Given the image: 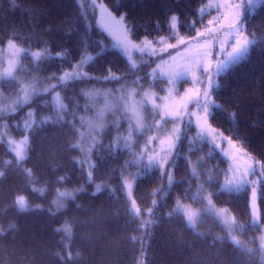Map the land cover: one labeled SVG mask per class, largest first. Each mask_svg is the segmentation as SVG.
<instances>
[{"label": "trees", "instance_id": "obj_1", "mask_svg": "<svg viewBox=\"0 0 264 264\" xmlns=\"http://www.w3.org/2000/svg\"><path fill=\"white\" fill-rule=\"evenodd\" d=\"M228 1L243 6V35L254 37L255 43L238 62L214 78L219 87L214 86L211 99L223 107L213 109L214 115L206 124L231 137L238 154L235 161L226 159L191 123L171 153L176 160L171 172L179 183L169 190L160 170L145 169L147 157L143 155L145 140L155 135L159 140H153L149 150L168 158L169 133L157 134V129L140 133L125 115L111 120L101 133L92 152L93 179L87 183L84 166L78 161L80 150L71 147L77 144L79 129L93 109L85 90L118 89L130 84L139 90L152 88L156 98H164L156 99L161 112L175 111L185 102L189 89H203L193 77L200 76L197 63L209 59L204 55L208 46L204 41H212L213 63L226 59L231 51L234 34L225 55L216 52L229 32L231 10L227 5L217 0H98L101 16L106 22L113 21L111 26L117 28L115 18L124 17L121 23L130 30H126L128 44L150 51L144 62L131 59L127 51L115 45L107 34H111L110 26L106 33L90 24L91 15L84 13L78 0H0V47L14 39L27 50L47 48L50 55L36 64L29 57L23 60L24 66L42 78L61 77L81 61V69L87 74L36 97L27 108L0 115V124L17 122L20 126L18 131L11 126L17 138L26 135L21 128L25 112L32 110L35 119L27 132L28 159L23 164V168L31 169V178L6 163L15 155L6 142H0V172L4 173L0 178V264H66L62 257L69 252L72 260L67 264H264L258 240L264 232V176L247 173L251 166L259 168L264 161V0H254L252 5L248 0ZM216 5H220L219 11ZM201 8L202 13L198 11ZM171 15L178 17L174 29L170 27ZM211 19L217 21L209 26L217 30L214 36L201 37L200 45L190 42L179 55L168 47L176 43L173 33L194 36V29L203 31ZM145 37L151 43H146ZM133 66L138 70L129 71ZM109 68L116 76L127 73V79H104ZM182 68L188 72L175 77L173 74ZM57 113L62 116L58 122ZM200 115L203 119L202 111ZM160 140L165 143L161 145ZM142 172L147 175H138ZM126 173L134 179V205L126 196L125 185L121 187ZM208 176L215 180L210 188L217 193L213 202L233 215L236 233L246 248L233 243L213 218L198 230L189 228L184 216L168 215L177 199L202 208L201 184ZM242 176L253 182L258 192L259 218L255 224L251 189L222 191L227 181L235 184ZM98 184L102 191L94 196ZM77 188L82 191L69 198L64 207H55L53 200L59 190ZM14 193L25 196L26 209L13 203ZM65 225L70 235L55 231Z\"/></svg>", "mask_w": 264, "mask_h": 264}, {"label": "rangeland", "instance_id": "obj_2", "mask_svg": "<svg viewBox=\"0 0 264 264\" xmlns=\"http://www.w3.org/2000/svg\"><path fill=\"white\" fill-rule=\"evenodd\" d=\"M221 2L224 5H227L228 9L231 10V21L234 19L235 15L237 13H240L242 15V7L236 8L235 5H241L240 3L231 4L228 0H217ZM79 5L83 9L84 13L91 15L89 18L90 24H92L95 28H99L100 30L107 33L108 27L111 34L107 33L108 36L113 40L115 45L119 46L121 49H124L127 51L128 55L131 59H137L139 61L140 59L144 62H147L148 56L151 54L149 50L142 48L140 46H134L131 44H128L125 48L120 41L125 39L127 36L126 28L122 25L120 18L116 17V25L114 24L111 26L113 22L110 19L107 20V22L102 18L101 16V6L98 2V0H78ZM110 20V21H109ZM96 24H95V23ZM109 23V24H108ZM113 29V30H111ZM232 35L227 33L225 38L219 42V46L222 42H228L230 43ZM128 39V36H127ZM226 46L225 51L228 49ZM40 52L41 56L38 59L32 53ZM49 51L45 50H27L24 48L19 47L15 43V48H9L6 44L3 47H0V110H3L0 115H6V114H14L18 110H22L23 108H27V106L38 96L45 95L47 93L52 92L54 89H56L58 86L64 84L65 82H69L72 79H68L65 82H61L59 80V77H48V78H42L34 71L30 70L26 66L23 65V60L25 57H29L31 61L36 64L41 59H43L46 56H49ZM225 55V53L223 54ZM80 65L79 68H77V65ZM81 62L75 64L74 68L69 71V74H72L74 72L84 73L81 69L82 67ZM11 69V75H7V71ZM191 69V67H190ZM192 71V70H191ZM84 77H81L82 79ZM78 80V79H77ZM53 85L55 87H53ZM35 86L38 89V94H30L28 96L27 101H24L25 92L22 89L27 88L29 92H31V87ZM44 88H48V91H44ZM203 90V89H202ZM139 93L138 95H133V93ZM86 96H89V99L91 100L93 109L89 117L87 118L84 126L79 129V138L77 144L80 145L78 148L80 150V158L79 163L84 166L86 177H87V183H91L93 179V159H92V152L94 150V147L96 146L97 142L99 141V137L101 133L106 129V127L109 125L111 120H119L123 115L127 116L129 120L132 121L133 126H135L140 133L145 132V128L152 125L154 123V120L151 116H149L147 113H145V119L143 121V128H140L136 125L135 117L133 116L131 104L133 102H137L138 106L140 103H143L144 95L147 94L148 96V104L151 106L152 102L154 101L156 103V95L157 92L153 90L152 88H145L143 90H139L133 85H122L118 89H95V88H89L85 90ZM60 93L55 95L56 99H60ZM122 97H128V99H122ZM170 111H174V108ZM191 112H194L195 115L192 117V124L196 128L197 132L202 135V137L206 138L207 141L213 145L215 148H217L222 155L230 160L235 161V158L237 157V150L236 146L233 144H229L227 142V137H225L220 131L214 132V128L209 127L205 121L201 118L200 110L192 108L190 110ZM31 113V115H29ZM197 116L200 117V124L204 125V129H202L199 125L196 124V118ZM185 120H188L187 117H185ZM23 123L21 125V128L25 131L26 135L15 137L14 132L11 130V126L13 125L16 127V131H18L20 128L19 125H17V122H14L12 124L9 123H2L0 124V142H6L9 145V148L15 155V152L13 151V145L10 143V141H15L16 145L22 149L25 154H27V148H28V142H29V136L28 131L30 128H32L35 125V119H34V113L32 110H28L25 112ZM91 125H95V127H90ZM102 125V126H101ZM206 129V130H205ZM216 130V129H215ZM152 131H155L153 129ZM152 131H147L148 133ZM146 132V133H147ZM147 133V134H148ZM157 134H163V133H169L168 138L171 139L176 134H179L176 132V130L173 128V124H166L162 128L157 129ZM222 134V135H220ZM215 136V142L213 143L212 137ZM27 138V143L21 144L20 142L25 140ZM225 153L227 155H225ZM88 172L92 173L91 180H89ZM123 180H126L128 184H131V189L129 190L127 188V185H125V193L127 198L131 201V203L134 205L133 201V189H134V179L128 175V173L125 174V177ZM240 180V178L236 179V181ZM99 185V184H98ZM97 186V185H96ZM96 186H95V192H96ZM41 193H44V188L39 189ZM82 191V188H77L74 190H59L53 200V203L55 207L62 208L65 206L67 200L71 197H74L77 193ZM201 191L204 193V205L202 208H194L188 203H185L183 201H180V204L183 206V210L186 212H191L195 215V218L197 220V224L195 225L194 229H200L201 226L208 220V219H215L218 221V223L225 229L228 238L233 242V238L239 242V246L247 247V245L244 244V242L239 238V236L236 233V226H235V219L233 215L226 209L220 208L215 205L213 202L212 197H208L207 193L210 191L209 185H206L204 183L201 184ZM255 196L252 194L250 195V209L252 214V220L258 221L259 218V208H258V192L256 189ZM61 193H71V195H64L61 196ZM176 207V204H175ZM185 219H187L186 216H184ZM261 253L264 257V232L261 233L258 237ZM234 243V242H233Z\"/></svg>", "mask_w": 264, "mask_h": 264}, {"label": "snow or ice", "instance_id": "obj_3", "mask_svg": "<svg viewBox=\"0 0 264 264\" xmlns=\"http://www.w3.org/2000/svg\"><path fill=\"white\" fill-rule=\"evenodd\" d=\"M254 3V0H248V5H252ZM207 7H212L211 5H207ZM220 5H216V10L219 11ZM234 7L236 8H241L243 7L242 5H235ZM199 12H203L204 9L201 8L198 10ZM101 15H103V10L101 11ZM124 17L121 16V20H123ZM226 19V17H225ZM170 27L175 28L176 27V22L178 21V17L176 15H171L170 18ZM217 21L215 19H211L208 21L207 25H204V30L201 31L200 29H194L195 35L194 36H189L188 38L182 37L175 35L173 33V38H175L176 43L175 44H169V48H173L176 50L177 55L181 53V51H186L189 47L190 42H193L197 45H200V38L201 37H210L214 36L216 31L215 29L210 28V25H213ZM246 22V17H243L240 13H237L234 17V19L228 23L227 28L229 29V34H234L235 40L234 43L231 44V51H228L226 53V59H216L215 62L213 63L211 57L213 54V48H212V41L205 40L204 43L207 46L205 49L204 55L207 56L209 59L206 62L203 63H197L196 68L200 72V76H194L193 77V82L198 85L203 86V90L199 89H189L187 93H185L184 96V103L175 111H167L165 110L164 112H161L160 110V105L156 104L154 101L152 102L151 106L148 104V96L147 94L144 95L143 98V103H140L139 106L137 102H133L131 104V109L133 116L135 117L136 125L139 126L140 128H143V121L146 118L145 113H147L149 116H151L154 120V123L147 128H145V132L147 131H152L153 129H159L162 128L164 125L167 123L171 122L173 124V128L176 130L177 133L170 139V144H169V149L168 151V158L164 156H159L158 153H156L155 149L149 150L148 146L151 144L153 140H159L158 136H152V137H147L145 140V151L143 153L144 156L147 157V163L145 164V169L151 170V169H157L160 170V175L161 179H164L165 177L167 178V185L169 190H171L172 186L174 183H179L178 181H175L174 175L171 172V168L175 166L176 160L175 157L171 155L172 150L176 148L177 143L181 140L182 135L186 134L187 127L191 125L192 123V117L195 115L194 112L189 111V107L197 109L202 111L203 113V119L205 123L208 122L209 119H211L214 115L213 109H220L223 106L217 103L216 101L211 99L212 92L215 87H219L218 84L215 83L214 78L218 77L222 72L226 71L229 67L230 64L236 63L239 61V59L246 54L249 51V48L251 45L255 43V38H249L247 36L243 35L244 31V24ZM196 22L193 21V24ZM222 24V21H221ZM126 30L130 32V30ZM145 42L146 43H151L150 41L147 40V37H145ZM120 43L126 48L129 41L127 39V36L125 39L121 40ZM7 45L9 48H15V42L14 39H8ZM227 46V42H222L219 46V48L216 50L217 55L219 56L220 54L225 53V48ZM45 51H47V48H45ZM103 51V48L101 49ZM35 57L38 59L41 56L40 52H35L32 53ZM89 59H92L89 57ZM81 63H84V61H81ZM80 65H77V68H79ZM138 68L136 66H133L129 71H137ZM109 75L106 76L104 79L106 80H122V79H127V73L122 74L121 76H116L111 72V69H108ZM155 72V69L153 70ZM188 72L187 68H182L178 69L173 75L177 78L183 77L186 73ZM7 75H11V69L7 71ZM151 75V74H147ZM81 77H87L86 73H79V72H74L72 74H69L65 72L61 77H59V80L61 82H65L68 79H80ZM91 78V77H88ZM133 83H136L134 81ZM169 83H175V81L170 80ZM53 87H55L53 85ZM25 92L24 96V101L26 102L28 99V96L30 94H38V89L35 86L31 87V92L27 88L22 89ZM44 91H48V88H44ZM139 93H133V95H138ZM58 95V94H57ZM122 99H128V97H122ZM156 99H164L157 97ZM60 109H64V105H60ZM3 110H0V113H2ZM31 115V113H29ZM158 117V118H157ZM185 117L188 118V124L185 125ZM57 122L62 119V116H60L59 113H57ZM196 124L199 125L202 129H204V125L200 124V117L197 116L196 118ZM102 126V125H101ZM90 127H95V125H91ZM206 130V129H205ZM214 132L218 133V130H213ZM219 134V133H218ZM131 135V133H130ZM198 135H200L198 133ZM222 135V134H220ZM213 143L215 142V136L212 137ZM160 144H164L165 141L160 140ZM227 142L229 144H233V140L231 137L227 138ZM10 143L13 145V151L15 152V156L12 160L7 161L6 163L14 165L17 169H19L21 172L25 173L28 177H32V172L31 169H26L23 168L24 162L28 159L27 155L25 152L20 149L15 141H10ZM21 144L27 143V138L25 140L20 142ZM71 147L73 149L79 148V144H72ZM161 151H164V149H161ZM225 155H227L225 153ZM191 163V161H189ZM248 175H260L264 176V161L260 162V167L257 168L255 165L251 166L249 169H247ZM192 174L196 175L195 168L192 169ZM138 175L140 176H145L147 175V172H142L139 173ZM4 176L3 172H0V178ZM92 173L88 172V177L89 180H91ZM65 177H59V180L63 181ZM203 183H206L209 185V187H213L215 180L213 177L208 176L206 179L203 181ZM124 185H127V188L130 190L131 189V184H128L126 180H123L121 182V187H124ZM242 188L245 190H248L249 188L252 190L253 196H255V184L253 182H250L246 179V177L242 176L240 180L236 181L235 184H233V181L229 180L226 182L224 187L222 188V191H227V192H239ZM163 189H158L157 191H162ZM102 191V186L97 185L96 186V192L93 193L95 196L96 193ZM61 196L64 195H71V193H61ZM184 195H187V193H184ZM214 195H217L215 191H209L207 193V196L210 198ZM203 198V197H202ZM13 203L17 205L20 209H26L28 207V202L25 198L24 195H20L17 193L13 194ZM135 203V201H133ZM157 202L153 200V204H156ZM138 211V210H137ZM149 212H152V209H148ZM179 215L181 217L186 216V224L189 228H194L195 225L197 224V220L195 218V215L191 212H186L183 210V206L180 204L179 199L176 201V207L175 209L170 212L168 215ZM255 224L256 221H253ZM141 227H144L143 222L141 223ZM55 231L57 232H64L65 234L70 235V229L67 225L63 228H58ZM233 242L236 244H239L238 241H236L233 238ZM59 256V253H57ZM66 261V264L68 261L72 260V255L71 253H66L64 257H62Z\"/></svg>", "mask_w": 264, "mask_h": 264}]
</instances>
